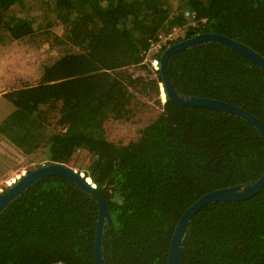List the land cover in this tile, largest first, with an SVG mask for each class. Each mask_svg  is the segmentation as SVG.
<instances>
[{
  "label": "trees",
  "instance_id": "trees-1",
  "mask_svg": "<svg viewBox=\"0 0 264 264\" xmlns=\"http://www.w3.org/2000/svg\"><path fill=\"white\" fill-rule=\"evenodd\" d=\"M28 10L31 2L0 0V36L58 41L62 51L36 86L1 96L9 112L0 114V157L20 165L44 153L47 165L79 167L110 208L106 264H168L173 233L191 205L264 173V138L244 119L167 95L162 103L151 59L203 33L264 56V0H49L34 15ZM176 27L184 38L150 55L159 36ZM168 72L180 96L225 101L264 123V69L234 50L190 48L170 58ZM140 97L154 99L157 116L136 139H110L107 127L131 121ZM98 218V204L76 184L43 179L0 216V264H96ZM182 264H264V189L202 209Z\"/></svg>",
  "mask_w": 264,
  "mask_h": 264
},
{
  "label": "water",
  "instance_id": "water-1",
  "mask_svg": "<svg viewBox=\"0 0 264 264\" xmlns=\"http://www.w3.org/2000/svg\"><path fill=\"white\" fill-rule=\"evenodd\" d=\"M220 44L234 50L244 56L250 62L264 69V56L259 54L251 47L229 38L224 35L214 33L198 34L193 38L183 40L167 48L160 59V74L163 80V86L166 95L170 100L187 107L205 108L215 110L227 115L235 116L246 120L254 126L264 138V123L252 113L243 108L216 99L202 97H185L180 96L172 84L169 72L168 62L170 58L181 51L205 44ZM51 176H59L76 184L83 192L94 198L98 204V225L95 238L94 256L96 264H106L103 252V235L106 226L111 225V213L107 200L97 189L93 180L79 169L71 168L62 164L43 165L29 172L20 180L0 195V216L8 207L39 181ZM264 189V173L255 181L244 185H237L222 188L210 192L193 205H191L181 216L173 233L168 264H182L185 254V246L189 237L190 226L193 218L205 207L218 202H239L249 200L258 195Z\"/></svg>",
  "mask_w": 264,
  "mask_h": 264
},
{
  "label": "rangeland",
  "instance_id": "rangeland-1",
  "mask_svg": "<svg viewBox=\"0 0 264 264\" xmlns=\"http://www.w3.org/2000/svg\"><path fill=\"white\" fill-rule=\"evenodd\" d=\"M49 0H25L31 2L35 10L43 2ZM15 10V9H14ZM19 10V6L16 8ZM34 10H28L29 16L34 15ZM37 12H41L38 10ZM39 14V13H37ZM35 14V15H37ZM56 25V24H55ZM55 34L64 33L58 28H54ZM0 114L9 112V105L1 99V96L10 89L15 90L23 86H36L41 80L43 68L52 61L60 57L62 46L58 41H44L40 39L12 41L9 37L0 36ZM64 48V47H63ZM148 64V63H147ZM130 73H135L136 76H146V71L142 69H130ZM150 78L154 79L153 75ZM163 103L162 94L159 96ZM154 99L143 98L135 100L136 111L131 121H120L110 124L107 127V132L110 139L130 141L138 137V131L145 125L152 121L159 112V108L154 104ZM1 148V145H0ZM1 152V151H0ZM2 154H0L1 156ZM11 152L9 153V156ZM7 157V156H6ZM8 158V157H7ZM5 159V157H4ZM0 157V176L1 168L4 165L6 169L9 161ZM12 159V158H11ZM9 160V159H8ZM22 163L23 161H19ZM10 176L3 183H0V195L4 193L10 185H13L20 178L28 174L30 171L37 169L43 165H47L45 154L32 155L27 162L18 164L10 163ZM75 169H79L76 167ZM80 170V169H79ZM83 172V170H80Z\"/></svg>",
  "mask_w": 264,
  "mask_h": 264
},
{
  "label": "built area",
  "instance_id": "built-area-1",
  "mask_svg": "<svg viewBox=\"0 0 264 264\" xmlns=\"http://www.w3.org/2000/svg\"><path fill=\"white\" fill-rule=\"evenodd\" d=\"M187 16H189V13H186ZM185 34L184 31L182 29L179 28H174L172 30V32H170L169 34L166 35H160L159 36V41L156 43L152 44L151 47V52L150 55H154L156 53H159L161 50L164 49V47L171 41V40H178L181 38H184ZM150 68H151V72L152 75L154 77V80L158 81V84L160 86V91L163 97V100L165 102L166 100V93H165V89L163 86V83L160 82V76H159V72H160V61L157 60L156 58L151 59V64H150Z\"/></svg>",
  "mask_w": 264,
  "mask_h": 264
},
{
  "label": "crops",
  "instance_id": "crops-1",
  "mask_svg": "<svg viewBox=\"0 0 264 264\" xmlns=\"http://www.w3.org/2000/svg\"><path fill=\"white\" fill-rule=\"evenodd\" d=\"M1 158L3 159L4 157H1ZM9 176H10L9 165L7 164L6 169L4 168V165H2L0 183H3L5 180H7V178H9Z\"/></svg>",
  "mask_w": 264,
  "mask_h": 264
}]
</instances>
